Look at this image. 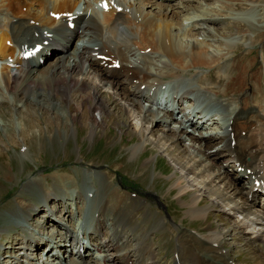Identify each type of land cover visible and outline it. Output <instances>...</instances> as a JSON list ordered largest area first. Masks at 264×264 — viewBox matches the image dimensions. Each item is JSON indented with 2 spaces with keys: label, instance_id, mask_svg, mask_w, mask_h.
<instances>
[{
  "label": "bare ground",
  "instance_id": "6f19581e",
  "mask_svg": "<svg viewBox=\"0 0 264 264\" xmlns=\"http://www.w3.org/2000/svg\"><path fill=\"white\" fill-rule=\"evenodd\" d=\"M76 1L0 0V92L8 91L13 100L20 101L19 104L15 102L12 104L14 111L17 110V113H20V118L18 116L16 119L23 121L24 115L21 114L24 113L37 114L33 111L37 107L41 112L51 111V106L55 104L51 105L50 95L60 96L59 105L62 103L66 109L68 107L67 115L70 119H74L77 112L80 117H85L89 112L88 107L87 110L85 107L87 105L91 109L90 112H99L100 115L103 113L107 115L109 111L113 110L114 113L116 111L126 119L134 117L135 120H138L134 124L136 132L139 130L140 141L133 146L132 151L141 147L144 141L155 143L154 145L161 144L169 154L175 157L172 158L174 161H178L176 157L181 158L177 155V152L180 151L182 157L186 154L192 164L200 167V172L205 171L202 175L205 178L208 177L207 183L215 181L218 185L223 184L222 190L229 192V195L220 193L225 204L234 201V197L243 199L241 206L234 208L235 211L242 214V218L233 222L230 227L235 228L238 232L235 238L244 240V245H247L255 264H264V239L262 244L254 242L258 236L259 239L263 237L262 234L252 231L245 234L246 228L250 225L251 227L254 225L256 227L264 226V211L259 214L255 212L256 210L250 211L255 200L251 196L247 199V188L244 185H239L236 180V177L243 179L248 164L256 174L258 166L255 163L264 160V132L249 133V129L256 120L263 121L264 119V42L259 50L260 64L256 67L254 66L256 61L253 58H246L242 55L233 56L234 51L238 48L237 40H245L250 35L243 28V23L238 21V19H243L238 11L242 9L244 1L253 3L256 0H188L180 5L170 3L169 6L165 5L163 0H136L135 7H139V3L145 6L144 10L139 9L138 19L135 13L130 15L117 12L112 7L103 11L89 0H82L83 13L78 17L79 21H83L80 31L75 26L71 30L67 29L64 27L62 17L55 18L49 14L50 11L73 9ZM117 1L120 2V0ZM180 1L178 2L180 3ZM92 2L96 3L97 0ZM134 3L125 1L122 4L133 6ZM88 6H90V10L88 15H85ZM250 7H253V4H250ZM96 11H100L102 14L99 17V24H93L97 19ZM30 19H33V22H30ZM183 19L189 22L187 23ZM93 25L96 27L93 28ZM250 25L246 28H249ZM86 26L88 29L85 28ZM43 28L51 32V36L48 37L47 44L38 51V55L47 58L49 50L55 53L48 62L56 61L49 66L46 72L39 75L36 69H40L41 64L37 62V58L23 60L18 56V52L21 50L22 43L31 45L32 42H39V38H46V33L43 35ZM34 31H37L36 35H34ZM87 33L90 34L88 42L83 38L84 40L81 39V43L77 44L74 51H69V43L72 38L84 37ZM255 33L256 31L248 43L261 37L260 34L256 35ZM260 33L263 34L262 30ZM91 38L96 40L92 45V41H89ZM78 46L79 48H77ZM145 47H148L147 51L144 50ZM96 53H104L111 59L100 60L95 57ZM57 54L61 55L56 57ZM7 56H12L17 65L13 68L9 67L5 62ZM114 59H118L119 66L117 68L108 66L109 63L115 61ZM48 62L45 67L41 66V69L46 68ZM209 67L213 70L217 69L216 76L211 73L201 74L204 68L208 69ZM163 83L170 84V88H173L175 93L178 92L174 95L173 100L180 109L185 108V106L181 107L182 100H188L191 103L192 100L199 98L205 104H211V107L217 104L215 105L216 110H219V106L223 107L226 113H218L223 117L222 125H219L220 131H211L202 137L201 133L195 134L187 130V126L196 128L198 125L217 122L213 114L207 115L201 107L193 109L192 113H189L190 111L182 113L181 119L173 120L172 124L167 121V118H171L173 115L171 111L160 109L161 114L155 115V111L149 105L153 98L149 91ZM36 87H39L40 95L35 97L34 88ZM30 91H33L31 95ZM219 94H224L225 97L221 98L225 100H221ZM107 96L108 99L105 98ZM70 105L74 109L72 110L75 112L74 116L71 115ZM63 111L57 110L56 114L63 117ZM71 121L73 122V120ZM92 121L90 132L105 125L103 119L92 118ZM224 124L226 125L224 126ZM176 125L178 126L176 127ZM32 126H37V121H32ZM242 129H245L246 133L241 134L240 130ZM245 134L247 135L245 136ZM147 135H150L155 141ZM248 135L249 138H247ZM231 138L234 139L233 145H230ZM215 145L220 146L218 156L210 155V152L208 153L206 150L207 147ZM233 146L234 148H231ZM221 156L227 165L233 167L232 172H227L225 168L218 165L217 168L214 167L217 157ZM241 167L243 170L239 169ZM260 167H264V161ZM32 179L34 180L36 177ZM66 179H71V176H65L64 183ZM48 187H44L42 203H37V200L28 205L20 203L19 210L15 209L14 211L18 212V217H22V219H26L27 216L29 219L33 218L35 225L42 230L41 224L48 220L51 221L49 217L53 215L58 226L55 232L49 231V237L50 239L57 237V239L49 240L42 237L33 239L35 232L32 228L19 224L16 236L6 241L10 242L7 246L11 245V250H15L14 252L17 253L12 254L15 264H55L60 258L62 262L59 264H96L93 261H87L89 258L87 260L84 258L86 257L85 251L84 256H81L78 246L81 245L86 250V242H80L72 230V222L64 221L57 215L61 208L52 209L50 214L44 216L46 202L50 201L54 204L56 199L63 198L58 194L59 192L51 191ZM114 189L111 188L107 193L101 194L100 198L94 196L95 202L91 209L97 211V215L93 221L92 229L87 235L90 239L88 240L89 244L93 246V251L102 252V264H127V259H131L129 264H160L156 251L152 247V241L147 239L146 222L152 213L150 212L146 219L142 218L144 222L141 225L138 224V219L127 224L121 210L127 209L132 217L140 203L137 199L123 194L124 199L132 201L128 208L125 200H120V195L115 193ZM216 190L221 192L219 188ZM95 192H97L96 187L92 194L95 195ZM185 192L182 190L179 195H183ZM73 197H77V201L74 199V202L78 203L77 211H81L83 197L80 198L79 189H76V194ZM202 200H189L186 204L187 210L199 208ZM60 204L62 208L65 207V211H70V205L65 202V197L64 202H60ZM22 205L28 207L24 212L21 208ZM40 208H43L42 219L38 221L35 216ZM106 210H114L110 216L113 223L116 221L113 228L115 236L112 237L106 235L103 223ZM250 212L254 217L249 218ZM69 213L71 215L72 211ZM208 215L205 214V216ZM218 217L222 221H228L223 215L219 214ZM159 218L162 217L159 216ZM153 223L156 225L157 220H154ZM201 230H203L201 235L184 230L179 231L175 238L176 243L172 248L176 254L173 255L172 263L231 264L227 258L229 252L227 250L226 252L219 251L225 241L218 236V232L213 230L204 232V228ZM60 240L63 241L60 243ZM65 240L69 242L66 244ZM51 241L53 244H50L46 249V244ZM42 243H46L44 248L48 258L45 255L44 259L39 261H26L24 258H27V250H36ZM69 244L70 247L67 248ZM54 246L57 247L56 251H52ZM74 246H76L75 251L73 250ZM57 251H61V255ZM233 258L236 259V256ZM234 264L239 263L236 261Z\"/></svg>",
  "mask_w": 264,
  "mask_h": 264
},
{
  "label": "rangeland",
  "instance_id": "374dc122",
  "mask_svg": "<svg viewBox=\"0 0 264 264\" xmlns=\"http://www.w3.org/2000/svg\"><path fill=\"white\" fill-rule=\"evenodd\" d=\"M263 1L264 0H256L253 3H250L253 4L252 9L249 8L250 4H248L246 1L243 2V5L241 7L242 9H240V11L242 12L241 14L244 19L238 21L243 23V28L246 29V32L250 35L247 36V39L237 42L238 48L233 53V56L236 57L242 55L246 58H253L256 61L254 65L255 67L260 64L259 50L260 46L264 42ZM185 2L188 1L181 0L180 4ZM170 3L176 4L179 2L178 0H174ZM240 11L238 12L240 13ZM99 21V17L97 16V19L93 24H99ZM185 22L188 23L189 21ZM248 25H250V27L246 28ZM95 27L96 26L93 25V28ZM85 28L88 29V26H86ZM261 30L263 32L262 35L260 33ZM254 31H256V35L260 34L261 37H259L255 41H252L251 43H248L250 41V38L253 37ZM45 33L46 32H43V35ZM83 38L88 42L90 34L87 33ZM77 41L78 40L75 39L73 42L76 43ZM89 41H92L91 45L93 44V41L96 42L94 38H91ZM75 46L76 44L72 48H74ZM77 48H79V46ZM68 57L69 55L67 56V58ZM55 61L56 60L49 63L46 68L41 69L42 67H45L47 63L46 62L42 65V67H40V69H38L39 71L37 73L40 75L41 73L46 72L49 66ZM202 73L204 75L211 73L212 75L216 76L217 69L215 68L213 70V68L211 67H209L208 69L204 68L201 74ZM38 91H40L39 87H37V91L35 90V97L40 95ZM32 93L33 91H30V95ZM10 95V93L5 94V101L0 104V264H15V260L12 254L14 255L16 252H14L15 250H11V245L10 247H8L10 242H6L16 236V232L20 227L19 225H17L18 221L16 220V218H18V212L15 213L14 210H19L18 208L20 207V203L28 205L34 202V200L42 201L45 188L48 186V188L56 190L60 194H63L64 197H66L65 194L68 193L67 189H69V186L71 187V185H68V188L66 189L65 185L63 184V179L65 178V176H69L70 174L73 175V180L75 181L76 185L81 188L82 193H84L85 188H89L90 185L95 186L97 189L101 186L98 189L99 196L96 195V192V196L92 194L91 199L93 200L94 196L95 198H100L101 194H104L101 192H107L108 190H111V188L118 187L117 189H114L116 193L125 190L129 194L130 191L136 190L138 185H144L143 191L148 195V197L153 201H155L156 198V201L160 202L161 214L165 216V221L167 222L166 228L162 234H159L158 232L160 229L159 226L154 228V231L157 233V235H155L154 237L156 249L155 253L160 260V264H172V254H174L172 248L176 243L175 238L179 234V231L184 230L196 235H201L203 233V230H201L202 228H204V232L212 230L218 232V236L225 241L224 246L221 247L219 251L226 252L227 250V252H229V258L232 259L233 262L237 261V263L239 264H255L252 258L250 262L247 260L252 256H248L249 254H247L246 252L238 254V260L236 259L235 261L233 259L238 249L242 247L241 242L233 240L230 237V234H223V232H225V229H227L226 226L224 229L223 224H228L230 226L233 222L220 220V217H218L219 213H216L215 208H211L208 206L209 200L219 201L216 196L214 184H216L217 186L216 189L219 188L220 190L222 189L223 184L218 185L217 183H215V181L207 183L208 177L205 178V176L202 175L205 171L200 172V167L192 164L191 160L186 154L184 155V157H182L180 151L177 152V155L181 158L178 159L176 157L178 161H174L172 158L175 157L169 154L161 144L154 145L155 143L153 144L150 143V141H144L141 147L137 148L136 151H132L133 146H135L138 141H140L139 130L138 132H136L134 124L138 121L137 119L135 120L134 117L126 119L116 111L114 113L113 110L109 111L107 115L106 113L100 115L99 112H90L91 109L88 105L85 106L86 110L88 107L89 111L86 113L85 117H80L77 112V118L74 117V119H70L67 115L68 107L66 109V106H64V104L62 105V103L59 105L58 101H60V96L50 95V97L52 98L51 105L55 104L54 106H51V111L41 112L38 109L39 107H37L33 109V111H35L37 114H21L24 116L23 121H20L19 119H16L18 118L20 113H17V110L14 111V109L12 108V104L14 102L19 104L20 101L13 100ZM223 95L219 94V98L221 100H225L221 98L225 97V95ZM105 98L108 99V96ZM51 100L49 101L51 102ZM26 102L28 103V99L26 100ZM63 109H66V111H63ZM70 109L71 115L74 116L75 112L72 111L74 109L71 105ZM218 109L219 110L217 111L219 113H226L223 107L219 106ZM57 110L63 111L64 116L59 117L56 114ZM76 110L78 109L76 108ZM92 118H96L97 120L103 119L105 125L101 128L97 127L96 130L94 129L95 131L90 132L91 122H93ZM86 119L89 120L85 121ZM214 119H216L215 116ZM71 120H73V122ZM32 121H37L38 127H31ZM263 122L264 119L263 121L256 120L255 124L249 129V133L255 131L264 132ZM225 125L226 124H224V126ZM262 125L263 127H261ZM218 127L216 124H212L211 127L208 128L216 129ZM21 128L22 130L20 131ZM189 130L193 131V129ZM199 130L203 133L204 130L208 129L201 127ZM214 131H220V127L219 129ZM65 133L66 136L64 137ZM247 134H245V136ZM201 136L203 137V134H201ZM147 137H150V139H153V141H155L154 138H151L150 135H147ZM247 138H249V135L247 136ZM21 146L27 148V154H25L26 150L23 152V154L25 155L19 153L18 148ZM209 148V152H212L215 149V147H212L211 149ZM231 148H234V146ZM218 152L219 150L216 151V153L213 152V154H209L218 156ZM219 158L222 161L224 160L222 156ZM219 158L217 157L216 160H218ZM111 165L113 166V168H118V172L125 175L128 179V183L125 187L118 185L120 177L114 173L113 168L111 169V171L109 170L108 166ZM217 165L219 167L221 166L220 164H217L216 161L215 168H217ZM222 168H225L227 172H232L233 169L232 166L230 169L228 167ZM106 170H109L107 175L104 174V171L105 173H107ZM137 175L141 177L137 178ZM32 176L33 178L35 176L38 177L33 180ZM232 176L235 175L232 174ZM236 180L239 185H244L242 183L243 179H241V177H236ZM58 182L62 183V185L57 187L55 185H57ZM69 183H71V181L67 182V184ZM190 185L194 190L196 189L195 192L190 193L189 190L186 195L179 197L180 195L178 194L180 193V191ZM91 189L93 190L94 188ZM203 194H205L206 197H200L201 195L203 196ZM69 197L72 196L70 195ZM191 198L195 200L203 199L202 201H200L199 205L201 207L197 212L186 210L187 205L185 209V203H188V201L186 200H191ZM238 200L239 199H236L235 201ZM183 201H185V203H183ZM242 201L243 199H241V204ZM221 202H219L220 206H218L217 208L223 207L225 209H228L229 205H224L223 203L225 202ZM69 203L72 212L76 214L72 201ZM241 204H239L235 208H238L239 206H241ZM25 205H22L23 207L21 206L23 212L28 209V207ZM59 205L60 204L54 205L49 202V208L58 207ZM235 210L236 209H234V211ZM39 214L37 215V219H40ZM121 214L125 217V222L127 224L133 221L131 220V215L127 209L121 210ZM205 214L209 215L205 216ZM228 218H230V220L236 219L238 218V215L236 213H232L228 215ZM239 220H241V218ZM27 221L33 222V228L35 230L39 229L38 226H35L33 218H31L30 220L29 218H26L25 222ZM195 223H198L200 226H194ZM194 227L198 231H196ZM39 230L43 234L46 231V229ZM254 233L262 234L263 237H260L262 244L264 234L258 231H255ZM258 238L259 236L255 238V240ZM232 243H235L234 248L233 246H230ZM255 243L260 244V242ZM31 255L33 256V259L27 258L28 261L36 259L39 260L44 256L41 252L39 253V251H36V254L32 253ZM202 258L206 259L204 257Z\"/></svg>",
  "mask_w": 264,
  "mask_h": 264
}]
</instances>
